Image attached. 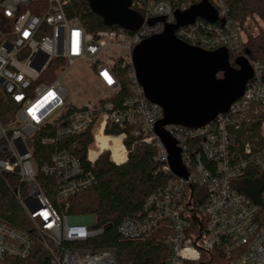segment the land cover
<instances>
[{"label": "built area", "instance_id": "2783aa9c", "mask_svg": "<svg viewBox=\"0 0 264 264\" xmlns=\"http://www.w3.org/2000/svg\"><path fill=\"white\" fill-rule=\"evenodd\" d=\"M69 1L0 0V111L8 117L4 122L0 114V173L18 176L22 185L15 194L29 222V228L15 227L0 217V264L29 258L37 245L48 252V264H112L109 253L82 257L78 252L79 244L104 231L93 227L94 217L74 219L60 213L54 201L95 185L94 168L104 153L123 165L142 143L156 149L154 160L169 179L148 196L137 217L121 220L122 237L141 240L161 232L171 252L168 264H264L263 206L241 189L247 179L264 183V122L261 138L241 146L237 141L253 107H264V60L244 55L254 75L227 112L199 128L162 127L181 150L188 172L177 176L157 133L164 110L147 97L133 53L143 40L177 24V12L185 13L192 3L133 0L143 20L138 30L90 33L68 15ZM210 4L215 21L197 17L178 27L175 36L205 50L226 48L230 56H242V28L229 17L228 0ZM120 67L127 68L131 81L123 98L118 97ZM74 73L84 83L77 95L67 82ZM107 127L121 131L107 133ZM101 130L109 148L91 158ZM38 133L43 145L52 146L41 166L29 145ZM86 133L93 140L81 156L77 137ZM260 198L264 202V186Z\"/></svg>", "mask_w": 264, "mask_h": 264}, {"label": "trees", "instance_id": "16d2710c", "mask_svg": "<svg viewBox=\"0 0 264 264\" xmlns=\"http://www.w3.org/2000/svg\"><path fill=\"white\" fill-rule=\"evenodd\" d=\"M202 0H177L178 4L192 3L191 7ZM229 17L235 20L243 28L246 21L258 16L264 22V0H228ZM190 7V8H191ZM189 8V9H190ZM188 9V10H189ZM187 10V11H188ZM186 11V12H187ZM67 13L70 17L77 18L90 33H96L103 29H119L120 26H109L104 17L92 10L88 0H70L67 5ZM140 17L141 15L136 12ZM181 13V12H180ZM127 32L133 31L126 29ZM247 54L250 59L264 60V29L255 36H249L243 42L242 56ZM238 56H230V62L238 67L235 60ZM121 79V90L118 97H126L131 91L127 68L118 69ZM219 77L222 73L218 74ZM4 122L8 117L0 111ZM264 122V107L255 105L249 118L238 133V144L261 138L262 123ZM121 129L107 127L106 132H120ZM36 134L29 145L33 149L35 162L41 166L49 160L52 146L43 145ZM129 137L127 143H130ZM79 140V155H85L87 146L93 140L90 133L77 137ZM109 148V138L99 131L97 142L90 150V157L95 158L99 150ZM156 149L148 144H136L129 155L128 161L123 165H115L109 160L107 154L102 155L96 162L94 171L98 178L95 185L78 193L67 200L54 201L58 211L67 215H92L94 216V228H103V233L97 237L79 244L86 254L112 255L117 264H168L170 257L169 245L165 242L162 233L156 232L145 239H128L117 232V226L126 217H137L143 208L148 196L163 187L169 175L161 169V165L154 160ZM22 184L15 174L0 173V217L15 227L29 228V222L18 202L15 191ZM264 183L261 179H247L243 181L241 189L251 196L256 202H261L264 210V202L261 201V190ZM68 247L75 246L70 243ZM50 256L48 252L37 245L32 255L24 260L7 258V264H48ZM221 264H226L221 261Z\"/></svg>", "mask_w": 264, "mask_h": 264}, {"label": "water", "instance_id": "95a60500", "mask_svg": "<svg viewBox=\"0 0 264 264\" xmlns=\"http://www.w3.org/2000/svg\"><path fill=\"white\" fill-rule=\"evenodd\" d=\"M93 11L104 17L107 25L136 31L143 23L133 10V0H88ZM177 24L161 34L143 40L133 53L140 84L147 97L164 110L157 133L170 155V167L177 176L187 177L181 162V150L162 130L167 124L199 128L225 113L239 99L253 69L245 57H238L234 67L226 48L214 51L192 46L175 36L178 27L193 23L197 17L216 20L210 0H202L187 12H177ZM222 73L219 77L218 74ZM112 264H117L112 257Z\"/></svg>", "mask_w": 264, "mask_h": 264}, {"label": "rangeland", "instance_id": "374dc122", "mask_svg": "<svg viewBox=\"0 0 264 264\" xmlns=\"http://www.w3.org/2000/svg\"><path fill=\"white\" fill-rule=\"evenodd\" d=\"M264 29V22L261 20L258 16H252L247 21L244 27L241 30V38L243 41H245L249 36H255L259 32H261ZM68 84L70 85L72 92L74 95H77L83 88L84 83L80 79L79 75L77 73H74L68 80ZM98 94L97 90H94L92 95L96 96ZM107 154L109 156V153L106 152L103 155ZM75 218L81 219V220H88L90 219V216L92 215H72ZM94 217V216H93ZM79 254L81 253L82 257L86 254L83 250H78ZM112 256V255H111ZM113 257V256H112ZM114 258V257H113Z\"/></svg>", "mask_w": 264, "mask_h": 264}, {"label": "bare ground", "instance_id": "6f19581e", "mask_svg": "<svg viewBox=\"0 0 264 264\" xmlns=\"http://www.w3.org/2000/svg\"><path fill=\"white\" fill-rule=\"evenodd\" d=\"M98 264H104V263L100 262V263H98Z\"/></svg>", "mask_w": 264, "mask_h": 264}]
</instances>
